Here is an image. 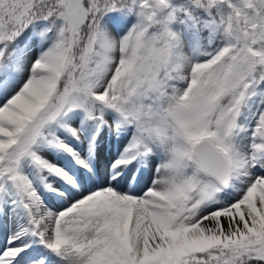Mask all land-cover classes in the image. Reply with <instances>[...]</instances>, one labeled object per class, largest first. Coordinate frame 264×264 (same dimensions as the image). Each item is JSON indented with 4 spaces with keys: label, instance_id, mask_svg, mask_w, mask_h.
Listing matches in <instances>:
<instances>
[{
    "label": "snow or ice",
    "instance_id": "6c2138e0",
    "mask_svg": "<svg viewBox=\"0 0 264 264\" xmlns=\"http://www.w3.org/2000/svg\"><path fill=\"white\" fill-rule=\"evenodd\" d=\"M0 264H264V0H0Z\"/></svg>",
    "mask_w": 264,
    "mask_h": 264
}]
</instances>
